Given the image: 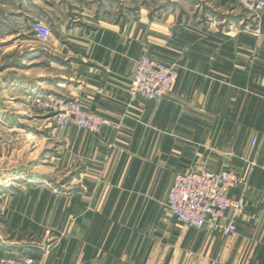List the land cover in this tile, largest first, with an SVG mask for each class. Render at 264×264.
Instances as JSON below:
<instances>
[{"label":"crops","instance_id":"crops-1","mask_svg":"<svg viewBox=\"0 0 264 264\" xmlns=\"http://www.w3.org/2000/svg\"><path fill=\"white\" fill-rule=\"evenodd\" d=\"M112 2H81L61 14L48 0L21 2L60 30L47 48L26 41L21 64L37 73L22 94L76 99L113 126L56 134V166L69 170L71 189L39 185L23 194L18 210L28 220L23 233L49 238L42 246L10 244L0 257L264 264V11L256 23L240 0H180L159 11ZM142 54L178 66L163 99L127 96ZM221 169L247 186L237 233L222 238L177 224L164 207L174 177ZM240 194L234 189L230 197Z\"/></svg>","mask_w":264,"mask_h":264},{"label":"rangeland","instance_id":"rangeland-1","mask_svg":"<svg viewBox=\"0 0 264 264\" xmlns=\"http://www.w3.org/2000/svg\"><path fill=\"white\" fill-rule=\"evenodd\" d=\"M54 3L55 12H69L84 3L98 0H48ZM117 1V0H116ZM112 3L138 5L148 10H164L180 0H120ZM22 0H0V249L10 244L42 246L48 240L43 237L23 233L28 223L27 217L18 214L23 194L39 185L69 192L70 172L56 166L59 153L56 130L51 115L38 111L31 105L34 94H22V83L37 73L33 68L22 66L27 58L28 42L33 38L36 44L47 48L52 36L59 29L50 27L51 39L39 41L32 31L34 11L21 6ZM24 7V8H23ZM28 7V6H26ZM29 8V7H28ZM34 45L30 43V46ZM25 91V90H24ZM40 94V93H39ZM75 128V127H71ZM70 129V128H69ZM77 129V128H76ZM79 130V129H78ZM67 131V130H66ZM65 131V132H66ZM81 131V130H80ZM83 132V131H82ZM14 199V200H13ZM14 203V204H13ZM29 208V207H28ZM178 224V223H177ZM185 227L182 224H179ZM26 230V229H25ZM45 230L44 232H47ZM6 245V246H5ZM12 249V247H10Z\"/></svg>","mask_w":264,"mask_h":264},{"label":"built area","instance_id":"built-area-1","mask_svg":"<svg viewBox=\"0 0 264 264\" xmlns=\"http://www.w3.org/2000/svg\"><path fill=\"white\" fill-rule=\"evenodd\" d=\"M240 1L251 13L253 20L259 23L264 11V0ZM32 31L39 41L51 39L49 27L40 21L33 23ZM245 31L252 35L258 34V29L246 28ZM177 72V65H164L142 54L135 63L127 85V96L130 100L163 99L172 90ZM30 100L38 111L52 116L59 132L75 127L86 133H97L113 126L109 119L88 111L76 99L36 94ZM256 142L257 139L253 138L251 145L254 146ZM234 189H241L237 198L230 197ZM246 191L244 181L229 170L188 171L174 177L164 207L178 224L228 238L237 233L238 221L245 209L243 196ZM0 264H36V261L31 256L0 257Z\"/></svg>","mask_w":264,"mask_h":264}]
</instances>
